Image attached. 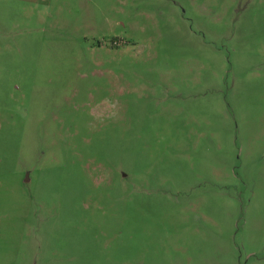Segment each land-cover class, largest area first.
I'll use <instances>...</instances> for the list:
<instances>
[{
	"label": "rangeland",
	"instance_id": "374dc122",
	"mask_svg": "<svg viewBox=\"0 0 264 264\" xmlns=\"http://www.w3.org/2000/svg\"><path fill=\"white\" fill-rule=\"evenodd\" d=\"M0 264H264V0H0Z\"/></svg>",
	"mask_w": 264,
	"mask_h": 264
},
{
	"label": "crops",
	"instance_id": "0c3cea01",
	"mask_svg": "<svg viewBox=\"0 0 264 264\" xmlns=\"http://www.w3.org/2000/svg\"><path fill=\"white\" fill-rule=\"evenodd\" d=\"M10 1V0H9ZM12 1H14V0H12ZM24 2H26V1H30V0H23Z\"/></svg>",
	"mask_w": 264,
	"mask_h": 264
}]
</instances>
